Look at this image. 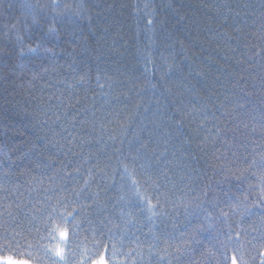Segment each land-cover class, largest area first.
I'll return each instance as SVG.
<instances>
[{
	"label": "trees",
	"instance_id": "1",
	"mask_svg": "<svg viewBox=\"0 0 264 264\" xmlns=\"http://www.w3.org/2000/svg\"><path fill=\"white\" fill-rule=\"evenodd\" d=\"M57 2L0 0L26 53L0 56V256L264 264V172L221 171L264 149V0Z\"/></svg>",
	"mask_w": 264,
	"mask_h": 264
},
{
	"label": "snow or ice",
	"instance_id": "2",
	"mask_svg": "<svg viewBox=\"0 0 264 264\" xmlns=\"http://www.w3.org/2000/svg\"><path fill=\"white\" fill-rule=\"evenodd\" d=\"M11 7V5H9ZM26 7L31 10L34 7L38 9V11H43L44 8L50 7L53 11L56 9H69L71 6L64 4L61 5L60 3L57 2V0H51L50 5H32V4H27ZM147 7V5H146ZM30 14L32 16V24L33 25H39L40 23V17L38 15V12H31ZM59 14V13H58ZM153 21L150 19L148 20V24L151 25ZM48 33L49 34H55L56 29L54 27H49L48 28ZM15 35V43H12L11 41V35ZM5 36L9 37L8 41H5L4 43L0 44V56H5V57H11L14 55V53L19 54V56L23 57L26 55L24 51V43H23V38L19 35V29H17V25L15 23L11 24L9 30L4 33ZM261 45L259 46V51L255 52L254 55L256 56H261V59L264 60V35L261 36ZM11 44V47L9 45ZM40 44L37 43L35 47H28L27 48V53H35L39 49ZM253 48L257 47V45L253 44ZM16 67H19V65H16ZM171 71V69H169ZM262 87H264V84H262ZM166 91H170V89H165ZM228 114V113H225ZM247 127V125H245ZM253 132L256 131V129L253 127L252 129ZM260 138L264 139V123L261 125V133H260ZM57 143H59L57 141ZM130 147H131V142H130ZM147 145L141 144V148H146ZM71 151V149H69ZM139 150L137 149V152ZM51 159V157H49ZM244 164L246 167L240 168L237 167L236 171H233L232 167H227V168H222L221 171L225 174V179L228 180L230 178H235L237 180L243 178L244 173L248 172L251 169H259L260 171L264 172V149H262L258 154H254L252 159L245 158ZM60 171H64V169H60ZM77 172H79V169H76ZM239 173V174H237ZM230 174V175H229ZM253 174H255L253 172ZM66 176H72L71 172H66ZM91 177L88 179H85L83 181V187L80 188H73L72 192L76 195L77 199L81 196V194L84 193H89L90 192V187H91ZM99 187V186H98ZM0 190L2 191H8V189L4 188L3 185H0ZM92 198L94 200L98 199L100 196V192L97 191L95 193H90ZM163 195V194H162ZM205 196L208 195L207 192L204 193ZM262 197H264V189H262ZM198 199V198H197ZM130 203V202H129ZM149 205V210L151 211L155 206L151 204L150 201H148ZM199 206V205H198ZM10 207V206H9ZM233 213H235V209H232ZM244 212H250V209L246 208L244 209ZM9 216L12 215L11 211H9ZM123 216V213H121ZM222 215H227L226 213L222 212ZM243 215V213H241ZM76 219V209H72L71 211H65L64 213H61V221L62 225H58L56 228V231L59 233V236L62 240H67L68 239V228L67 224L71 221H74ZM103 223V221H102ZM75 226V225H74ZM115 245L112 246L113 250V255H115ZM52 251L55 252L56 257H59V260L51 259V264H60V261H63V264H71V261L65 256L63 249L57 246V248L53 249ZM0 264H26L24 261H17L13 259L12 256H0ZM99 264H106V262L101 258ZM233 264H236V258L233 257Z\"/></svg>",
	"mask_w": 264,
	"mask_h": 264
}]
</instances>
